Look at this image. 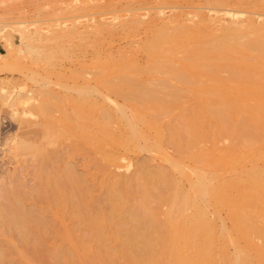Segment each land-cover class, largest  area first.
<instances>
[{
	"label": "bare ground",
	"instance_id": "bare-ground-1",
	"mask_svg": "<svg viewBox=\"0 0 264 264\" xmlns=\"http://www.w3.org/2000/svg\"><path fill=\"white\" fill-rule=\"evenodd\" d=\"M95 1L67 11L114 6ZM193 15L153 24L151 37L117 56L96 51L85 85H75L73 113L60 93L35 94L41 139L14 152L41 161V183L33 193L1 185L0 264L10 255L30 264H264V20ZM122 24L135 33L142 22ZM79 27L49 25L32 37L20 30L19 40L29 57L52 64L74 40L96 48L113 31L107 18L95 22L93 39ZM23 53L4 57L15 64ZM100 88L122 98L132 118L95 97ZM59 139L79 140L75 150L89 157L82 173L69 163L75 151L56 165L48 147ZM142 153L149 159L133 161ZM33 200L47 205L28 206Z\"/></svg>",
	"mask_w": 264,
	"mask_h": 264
},
{
	"label": "rangeland",
	"instance_id": "rangeland-1",
	"mask_svg": "<svg viewBox=\"0 0 264 264\" xmlns=\"http://www.w3.org/2000/svg\"><path fill=\"white\" fill-rule=\"evenodd\" d=\"M78 2L80 3V0H0V187L1 185H5L6 187L9 186L11 188H14L19 184H23L28 189V191L32 190L31 193H33L38 188V186H35L41 183L39 180L40 178L38 177L41 169V161L37 157H33L32 152L29 150H24L25 152L23 150H20L19 152L21 153H19L18 151V154L15 153L16 148L19 146V144H22L23 142L25 143L27 141V143L25 144L33 146L36 143L35 140L37 141L38 139L39 141L41 139V133H39L38 131L41 129L39 128V122H41V119L39 116H37L38 114L36 113L37 111L35 108L37 102L35 100H37L39 96H35V94L39 95L40 91L44 89L51 90L52 92H48L50 94L52 93V95L60 93L62 97L60 95L59 96L62 100L65 96V103H63L67 111H70L71 109V111L68 112L73 113L75 111L74 109L77 110V107L75 108L76 105H74L73 102L78 95L75 85H78L77 88H80L81 85H85L86 79L83 75L86 74V68L90 67V65L92 64L96 51H100L102 57L104 58L109 54H111L112 56H117L118 53L129 51L133 46L137 47L141 44L140 42L147 40V38H149V36L152 34V31H150V29L152 30L153 24L161 25L165 22L174 23L176 20L175 18L180 20L181 18L183 20L185 18V20H187L189 18H192L193 14L196 15L197 13H204V15H207L208 17L213 15L212 17L223 18L227 22L230 20V18H232L231 16L237 18H242L245 16L246 18H248L252 16V18L255 17L256 19L258 18L260 20H264V10H260L254 6L255 4L261 2L264 3V0H96L95 3L113 4L114 6H112L111 8L108 7V9H96L88 12H82L78 10L67 11V9L69 8L74 9L80 6L81 3L79 4ZM131 16L140 18L142 24L137 28L135 33L130 31V34L129 28L124 26L122 23L124 20H128V18H130ZM124 17L125 19H123ZM106 18L109 24H111L113 31L111 33L105 32V34L103 35V43L101 45L97 46L96 48L89 45L83 50L84 47L82 48L83 45L81 41L74 40L73 44L75 46V49L73 48L72 50H69V48L71 49V47L66 46V52L70 51L66 55L67 57L61 52L59 53L58 51V53L56 54L57 58L55 57L56 60H58L57 62L52 60L54 62L52 63L51 61L52 64H50V62L46 61L45 59L42 60L41 58H38L36 55L33 56V54L29 57V55H27L28 49H25L26 43H23L26 41L22 40L21 44V40H19L21 33L19 34L18 32L20 30L25 31L26 36L32 37L36 36L38 32H45L46 30H48L49 25H64L66 27H70L74 24L77 27L80 26L78 29L81 33H84L86 31L87 33L89 32L91 38L93 39L92 31L94 29L95 22L99 23L102 19ZM74 22H76L77 24ZM227 22H225V24ZM92 24L93 27L91 26ZM24 27H27V29ZM16 31L17 33H15ZM9 36H11L10 38L14 40L15 44L13 46H8L9 40L7 37ZM133 41L134 43L132 44ZM77 42H79V45ZM75 43H77V45H75ZM17 48H24V53L22 54L20 61L17 62L18 64L16 62L14 64V62L11 61L12 59H6L4 56L5 54L7 55L10 54V52L12 53L14 50H17ZM73 50H75L74 53L72 52ZM59 54H61V56H59ZM137 56L138 61H140L141 64H144L146 62L145 55L142 52H138ZM81 77L84 80L81 79ZM61 80H63L62 83L64 85H62ZM60 83L61 86L59 87ZM95 85L96 84L94 83L93 86ZM67 86H70V91L72 89H75V91L72 90L71 92H68L69 89ZM82 87L80 89H82ZM102 89L103 88H100L99 94H94L95 97H98V95L99 97L105 96L106 98H109L111 102L117 104L119 107H121L122 105L123 106L121 108L124 107V103H122L124 101L122 98L115 96L109 91L108 94L107 90L105 89L103 90L104 92H106L103 93ZM37 90H39V92ZM64 90L68 93H66ZM62 91L64 92L62 93ZM69 95H72L68 98L71 101H68V99H66ZM112 95H114V97ZM32 96H34L35 98ZM13 98H15L16 101ZM28 107L31 111V114L28 110ZM71 107L74 108L73 111ZM124 111H126L125 113L128 118H132L131 112H129L128 109H124ZM34 113H36L35 116ZM28 114H30L31 116ZM27 116H30V118H28ZM34 120L37 123H35ZM35 128L38 129L36 130ZM34 129L36 132H34ZM28 134H30L31 136ZM32 135L35 136L34 141H32L34 139ZM58 141L61 142L59 143ZM58 141V144L55 145V148L53 146L54 149L52 148V145H54V143L49 145L50 147H48L53 154H57L56 157H54L56 165H58V162L59 164L64 163L66 159L64 160L63 156L66 155L65 158H67V155H73L75 151L74 155L76 157L74 156L73 158H71L72 160L70 159L69 163L76 172L79 171L80 173H82V170L84 168L83 163L85 164L86 161L89 160V157L86 156L84 152L81 153V149L75 150V144H80L79 140L71 139L65 141V139H59ZM67 142L71 143L67 144ZM59 157L61 158L60 161ZM149 157L150 156L147 153H142L140 155L133 156V161H135V158H137L136 163H138L140 161L142 162L143 160L149 159ZM40 201L41 200H39L38 202ZM40 203L41 205H39ZM40 203L38 204L37 201L33 200L29 201L28 206L40 207L43 206L42 203L45 204L46 202L43 200ZM6 240L7 238H4L3 235H0V249L7 248ZM11 256L12 255H10L9 262L7 261L8 264H30L25 258L19 255H13L12 257Z\"/></svg>",
	"mask_w": 264,
	"mask_h": 264
}]
</instances>
